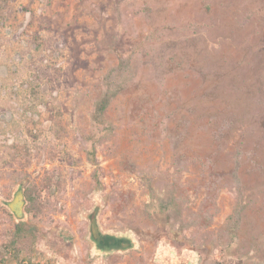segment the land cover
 Returning <instances> with one entry per match:
<instances>
[{
	"label": "rangeland",
	"instance_id": "rangeland-1",
	"mask_svg": "<svg viewBox=\"0 0 264 264\" xmlns=\"http://www.w3.org/2000/svg\"><path fill=\"white\" fill-rule=\"evenodd\" d=\"M20 225L22 264H264V0H0V260Z\"/></svg>",
	"mask_w": 264,
	"mask_h": 264
},
{
	"label": "trees",
	"instance_id": "trees-1",
	"mask_svg": "<svg viewBox=\"0 0 264 264\" xmlns=\"http://www.w3.org/2000/svg\"><path fill=\"white\" fill-rule=\"evenodd\" d=\"M132 75L133 72L129 63V59L120 57L118 65L110 69L102 78L101 84L103 87V93L95 106L96 114L99 115L108 108L115 96L122 88H124ZM242 156L243 151L240 147H238L237 151L232 157L234 168L231 171V176L238 196H240L243 191V186L241 184V179L238 173L239 167L242 165ZM23 204L24 206L25 204H32L34 206L31 191L23 194ZM237 204L238 207L235 208L233 214L230 216V221L228 224V231L232 237H235L234 233L241 223V213L245 208V204H243L239 199L237 201ZM29 209L30 208L28 207L25 210L29 211ZM24 232L25 229H23L21 225L17 226L15 235H13L8 243L2 248L0 264H22L26 258L28 261L30 257H28L25 251L23 252L22 247L24 243L23 240L25 239L24 237H26V234ZM23 253H25L27 257Z\"/></svg>",
	"mask_w": 264,
	"mask_h": 264
},
{
	"label": "flooded vegetation",
	"instance_id": "flooded-vegetation-1",
	"mask_svg": "<svg viewBox=\"0 0 264 264\" xmlns=\"http://www.w3.org/2000/svg\"><path fill=\"white\" fill-rule=\"evenodd\" d=\"M21 197L22 191L15 193L10 202H6V206H8L11 212L16 215L21 213L23 206V200ZM88 221L90 241L97 251L106 252L109 250L120 251L126 249V242H124L126 238L113 236L114 240H109V237H112L111 235L101 233L96 222V213H93ZM191 260L192 259L189 256L181 254L180 252L175 254L167 251L164 254H157L154 258L153 264H193Z\"/></svg>",
	"mask_w": 264,
	"mask_h": 264
},
{
	"label": "water",
	"instance_id": "water-1",
	"mask_svg": "<svg viewBox=\"0 0 264 264\" xmlns=\"http://www.w3.org/2000/svg\"><path fill=\"white\" fill-rule=\"evenodd\" d=\"M111 236H112V235H111ZM114 237H115V236H114ZM114 237H113V236H112V237H109V240H114ZM124 242H126V246H127V247H128V246H129V247L131 246V242H130L129 239L126 238V239L124 240Z\"/></svg>",
	"mask_w": 264,
	"mask_h": 264
}]
</instances>
